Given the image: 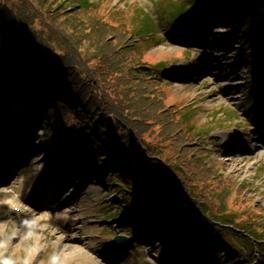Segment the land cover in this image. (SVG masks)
<instances>
[{"label":"rangeland","instance_id":"obj_1","mask_svg":"<svg viewBox=\"0 0 264 264\" xmlns=\"http://www.w3.org/2000/svg\"><path fill=\"white\" fill-rule=\"evenodd\" d=\"M63 1L49 0L52 6ZM90 1L106 3L105 9L116 11V21L127 24L134 7L148 11L154 27L149 35L153 47L144 46L149 51L148 61L159 67L154 75L164 81L172 106L181 109L179 114L200 136L207 152L204 162L218 171L210 183L212 191L201 196L204 201L190 198L180 213L175 204L184 200L176 195V187L168 203L171 220L173 225L182 222L193 237L169 234V225L146 214L147 208L121 206L123 191L113 176V156L102 159L85 145H77V139L76 144L62 149L58 138L65 132L57 129L59 119L51 108L38 105L14 88L9 79L10 89L4 90L0 81V155L4 147L22 146L17 153L13 147L4 154L14 168L8 177L0 179V189H12L8 197L0 195V264H177V259L178 264H264V239L258 261L250 236L232 227L233 223L227 225L231 219L214 216L227 210L226 214L241 219L250 211L261 220L257 227L264 233V215L259 213L264 210V81L253 74L249 77L256 82L249 80L238 45L228 35L230 27L204 8L199 13L203 7L200 2L180 26L162 19L165 15L156 10L157 2L168 0ZM36 2L40 1L1 0L46 40L55 55L68 56L65 59L71 73L97 86L103 99L113 104L115 96L107 92L109 89L104 91L108 86L92 75L93 62L68 54L71 47L57 32L55 22L47 25L44 20L42 9L47 5ZM82 16L79 13L65 20L68 27L64 30L69 36L74 35L73 29H79L78 18ZM85 45L90 53L98 48L97 44ZM1 51L0 66L4 60ZM122 91L117 88L120 94ZM220 142H227L225 148L218 145ZM66 172L74 174L76 181L81 178L76 183L79 189L69 195L75 181L71 182L68 192L56 198L60 177ZM39 184L43 186L41 192ZM216 184L223 185L222 192L216 191ZM14 192L19 198L9 201ZM250 198L252 202H248ZM11 205L34 209V215L17 221L10 216ZM116 235L126 241L114 244Z\"/></svg>","mask_w":264,"mask_h":264},{"label":"trees","instance_id":"obj_2","mask_svg":"<svg viewBox=\"0 0 264 264\" xmlns=\"http://www.w3.org/2000/svg\"><path fill=\"white\" fill-rule=\"evenodd\" d=\"M35 1L47 5L42 9L44 20L47 25L55 22L57 32L71 47L68 54L93 62L91 73L99 79L94 82L108 86L104 91L109 89L107 92L115 96L113 104L103 99L97 86L71 73L65 59L68 56L55 55L46 40L0 0V47L4 57L0 81L4 90H9L12 82L38 105L51 108L59 119L57 129L65 132L58 138L62 149L81 138V144L92 154L99 153L102 159L113 156V176L123 191L122 207H145L146 214L169 225V234L192 238L182 222L173 225L169 200L177 187L176 195L185 203L175 204L177 212L181 213L193 196L204 201L201 196L212 191L210 183L218 171L204 162L207 152L200 136L179 114L181 109L172 106L164 81L154 75L159 67L148 61L149 51L144 48L153 47L149 35L154 27L148 11L134 7L127 24L117 22L116 11L105 9L104 2L64 0L52 6L49 0ZM169 1L157 2L156 10L170 23L181 24L186 14L198 9L197 2L203 4L198 12L204 8L219 17L230 27L228 35L236 41L248 70L264 81V0ZM79 13L83 15L78 18L79 29H73L74 35L69 36L64 30L68 27L65 20ZM86 42L98 45L95 53L89 52ZM30 87L35 90L29 92ZM117 88L123 89L122 94ZM41 95L50 97L49 102ZM214 187L217 192L223 191L222 184ZM240 193L244 199L243 190ZM226 211L214 216L231 219L227 225L233 223L232 227L248 234L260 261L259 242L264 233L257 227L259 217L249 211L248 217L239 219ZM259 213L264 215V210Z\"/></svg>","mask_w":264,"mask_h":264},{"label":"bare ground","instance_id":"obj_3","mask_svg":"<svg viewBox=\"0 0 264 264\" xmlns=\"http://www.w3.org/2000/svg\"><path fill=\"white\" fill-rule=\"evenodd\" d=\"M1 54H2V51H1ZM178 71V70H177ZM203 72V71H202ZM199 73H201L200 71H199ZM30 136L28 137V139L30 140ZM10 140H12V133H11V138H10ZM32 140V139H31ZM231 140H230V138H228L227 139V142H230ZM227 142L226 143H222V142H220L218 145H220V146H222V147H224L225 148V146L227 145ZM14 147V149H15V152L14 153H17L18 152V150L20 151L21 150V147L22 146H20V145H18L17 143L13 146ZM12 147V148H13ZM26 147V146H25ZM12 148L10 149H6L5 148V150H6V153H7V155H8V153L10 152V150L12 151ZM27 148H28V146H27ZM225 154H226V151L224 152ZM5 156H2V157H0V168H4V169H8L11 173H13V168H14V166L12 165V163H7V161H5ZM231 164V163H230ZM81 179V178H80ZM80 179L78 180V181H76L77 179H76V177H75V175L74 174H69L68 172H66L64 175H62L61 177H60V180L59 181H61V184H60V188H59V190L57 191V192H55V195H54V197H56V198H59L60 196H62L63 194H66L67 192H68V188H67V186L68 185H70V183L71 182H74V189L71 191V192H69V195H71V194H74V193H76L77 191H78V185L76 186V183L78 184V182L80 181ZM82 179H84V178H82ZM53 182L52 181H50L49 180V182H48V184H51V185H53L52 184ZM0 186H3V185H1L0 184ZM39 186V191L41 192V190L43 189V186H41V184H39L38 185ZM52 187H54V186H52ZM15 188H13V190H14ZM9 189L8 188H5V189H0V195H6L7 197H8V195L10 194V191L12 190V189H10V191H8ZM15 195V196H14ZM19 197L15 194V192L14 193H12V195L11 196H9V198H8V200L9 201H11V200H13V199H18ZM66 200V199H65ZM65 200L63 199V202H62V204H65ZM61 204V205H62ZM35 209H38V207H35ZM40 209H43V205H42V207L40 208ZM34 209H26V208H24V207H21L20 209H19V215L18 216H16V215H12L11 213H10V216L12 217V218H14V219H16V220H19L18 219V217H24V218H27V219H29V217L31 216V215H33L34 214ZM44 216L45 217H49V215H45L44 214ZM67 219H70L69 217H67ZM22 220V219H21ZM62 220H66V219H63L62 218ZM50 223V222H49ZM70 226H72V224H70ZM86 248H88V250L89 251H91L92 250V248L91 247H89L87 244H83ZM194 257V256H193ZM201 260L203 261V258H201ZM190 262H193L192 260H190ZM110 263H112V262H110ZM197 263V262H196ZM162 264H171L170 263V261L168 262H163Z\"/></svg>","mask_w":264,"mask_h":264},{"label":"water","instance_id":"obj_4","mask_svg":"<svg viewBox=\"0 0 264 264\" xmlns=\"http://www.w3.org/2000/svg\"><path fill=\"white\" fill-rule=\"evenodd\" d=\"M125 241V238L124 237H120V236H117L113 239V242L114 243H121V242H124Z\"/></svg>","mask_w":264,"mask_h":264}]
</instances>
